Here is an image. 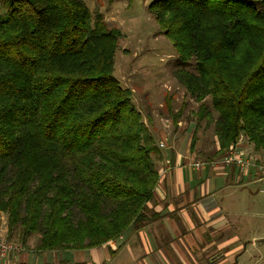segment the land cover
<instances>
[{
  "label": "trees",
  "instance_id": "trees-1",
  "mask_svg": "<svg viewBox=\"0 0 264 264\" xmlns=\"http://www.w3.org/2000/svg\"><path fill=\"white\" fill-rule=\"evenodd\" d=\"M0 9L7 241L37 237L38 251H85L159 221L148 204L163 155L149 114L114 76L120 31L93 18L84 0H0ZM147 11L184 65L176 82L197 104L190 150L203 125L218 145L204 162L240 140L262 159L264 0H155ZM173 101L165 96L163 107L176 127L183 106L173 112Z\"/></svg>",
  "mask_w": 264,
  "mask_h": 264
},
{
  "label": "crops",
  "instance_id": "crops-1",
  "mask_svg": "<svg viewBox=\"0 0 264 264\" xmlns=\"http://www.w3.org/2000/svg\"><path fill=\"white\" fill-rule=\"evenodd\" d=\"M185 121L178 122L177 130L171 119H164L157 129L163 160L148 208L160 220L141 230L142 245L166 248L179 264H258V258L264 264V183L252 169L239 174L223 166L195 168L204 162L202 154L217 151L218 145L214 136L207 144L197 129L192 152L195 125ZM236 146L244 157L260 159L243 140ZM6 222L0 212V239L7 240ZM106 247L43 252L28 242L21 251L0 257V264H105L112 259Z\"/></svg>",
  "mask_w": 264,
  "mask_h": 264
},
{
  "label": "rangeland",
  "instance_id": "rangeland-1",
  "mask_svg": "<svg viewBox=\"0 0 264 264\" xmlns=\"http://www.w3.org/2000/svg\"><path fill=\"white\" fill-rule=\"evenodd\" d=\"M153 1L155 0H84L93 18L100 16L107 27L120 31L114 76L122 87L131 90L133 103L141 113L149 114V119L144 117L147 126L157 130L158 127L161 128L164 119H170L162 106L164 97L170 94L174 96L173 112L183 106L181 120H186L185 123L190 125L192 121L188 118L197 110V104L184 95L183 88L173 76L175 70L184 65H181L171 43L159 31L147 11ZM185 69L193 71V66H186ZM178 128L176 127L177 130ZM198 130H202L207 144H212V127L204 128L201 125ZM140 232L125 234L119 241L106 247L108 252L115 250V254L105 264L181 263L166 248L158 245H150L149 248L146 243L142 245ZM36 238L32 237L29 242L36 244ZM9 242L20 244L14 240ZM201 260L205 261V258ZM255 263L263 264V260L258 258Z\"/></svg>",
  "mask_w": 264,
  "mask_h": 264
},
{
  "label": "built area",
  "instance_id": "built-area-1",
  "mask_svg": "<svg viewBox=\"0 0 264 264\" xmlns=\"http://www.w3.org/2000/svg\"><path fill=\"white\" fill-rule=\"evenodd\" d=\"M236 145L237 144L230 145L224 155L219 159L210 162H198L194 165L195 168H201L205 165L211 167L223 166L234 169L238 171L239 174H245L252 169L258 175L259 180L264 183V157L262 159L246 158L238 152ZM159 147H163V144L160 143ZM22 249L20 244L9 242L6 239H0V257L21 251Z\"/></svg>",
  "mask_w": 264,
  "mask_h": 264
}]
</instances>
